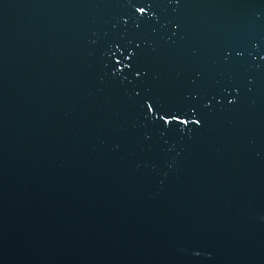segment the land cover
Instances as JSON below:
<instances>
[{"label":"water","instance_id":"1","mask_svg":"<svg viewBox=\"0 0 264 264\" xmlns=\"http://www.w3.org/2000/svg\"><path fill=\"white\" fill-rule=\"evenodd\" d=\"M0 264H264V0H0Z\"/></svg>","mask_w":264,"mask_h":264}]
</instances>
